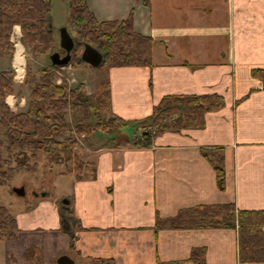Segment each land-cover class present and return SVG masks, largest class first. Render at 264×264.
<instances>
[{"label": "crops", "instance_id": "obj_1", "mask_svg": "<svg viewBox=\"0 0 264 264\" xmlns=\"http://www.w3.org/2000/svg\"><path fill=\"white\" fill-rule=\"evenodd\" d=\"M85 3L98 21L130 15L132 28L152 39L149 64L105 68L111 113L146 121L166 94L215 93L222 105L203 113L201 127L165 129L147 145L131 144L127 134L124 145L99 146L89 176L57 174L70 176L66 191L7 207L17 230L0 239V264H55L61 253L84 264L92 257L113 264H194L187 260L194 246L204 247L205 264H264L237 259L236 226L154 229L156 215L197 204L264 209V86L251 73L264 69V0ZM203 147L222 148V188ZM58 197L68 200L72 228L62 227Z\"/></svg>", "mask_w": 264, "mask_h": 264}, {"label": "trees", "instance_id": "obj_2", "mask_svg": "<svg viewBox=\"0 0 264 264\" xmlns=\"http://www.w3.org/2000/svg\"><path fill=\"white\" fill-rule=\"evenodd\" d=\"M50 11L49 0H0V49L12 51L9 31L13 24L21 26L22 40L33 51L43 53L50 47L53 29L47 26ZM68 19L79 34L87 38L88 43L102 52V60L96 68L110 65H146L150 62L151 37L142 35L132 28L131 18L98 21L88 10L85 0H67ZM81 41L76 40L71 49L73 57L79 54ZM82 61L81 59H78ZM57 65H51L52 68ZM43 67L36 80L32 74L25 75V84L29 90L27 106L22 111H11L4 102V95L11 92V70H0V185L8 182L15 169L31 170L34 163H28L38 150L47 158L44 164L50 165L55 157L65 161L64 171H74L75 178H81V167L86 165L77 158L71 147L74 139L65 136L56 139L54 134L65 127L63 112L78 109L80 120L73 129L76 133L88 134L99 128L114 134L116 130L137 120H126L109 112L108 90L106 83H99L97 89L86 93L78 83L69 87L62 79L55 83L51 79L53 69ZM251 73L258 76L264 86V69L253 68ZM222 105V98L215 93L204 94H166L161 96L152 107L146 125L149 131L131 138V144L147 145L150 138L165 129L179 130L185 127H201L203 113ZM103 107L109 116L102 119L99 108ZM102 121L94 124L84 123L87 116ZM51 120L50 123L47 121ZM84 120V122H83ZM4 140V141H3ZM129 139L123 136L119 142L126 144ZM203 157L211 164L217 186L222 188L223 152L221 147H203ZM60 216L67 224L71 211L67 204L60 205ZM170 228H237V259L240 262H264V209H237L231 202L197 204L182 207L169 217L155 216L154 229ZM68 227L72 228V224ZM17 227L7 207L0 204V239L11 238ZM75 236L70 229V247ZM204 247L194 246L189 250L187 260L194 264H205ZM87 264H113L111 259L92 257Z\"/></svg>", "mask_w": 264, "mask_h": 264}, {"label": "rangeland", "instance_id": "obj_3", "mask_svg": "<svg viewBox=\"0 0 264 264\" xmlns=\"http://www.w3.org/2000/svg\"><path fill=\"white\" fill-rule=\"evenodd\" d=\"M50 1V11L48 19L51 25L58 26L65 23L67 25L70 33L78 41H87V38L79 37V34L71 25L68 19L67 12V0H49ZM14 25V24H13ZM12 25V26H13ZM18 25V24H17ZM11 27L9 31V40L12 42V51H7L5 49H0V70H11V92L4 95V102L9 107L11 111H22L27 106L29 90L25 84V75L32 74L33 79L36 80L40 75V69L43 67H51L48 60V53L52 50H57L62 54V50L57 45V39L55 31L53 30V39L50 47L46 49L43 53L33 52L22 40L21 35H17ZM21 45V59L20 64L21 73H17V67L19 64L14 62V55L16 51L17 44ZM80 53V50H79ZM72 50L70 51V59L66 64L57 65L52 68L51 79L55 83H59L62 79L66 82L69 87H75L78 83H81L86 91V93H91L97 89L99 83L105 82L104 70L106 67L99 69L87 64L84 61H79V54L73 57ZM86 68L87 70L80 69ZM79 78H83L85 83L80 82ZM108 99V98H107ZM108 101V100H107ZM100 113L103 114L101 117L105 119L109 114L105 111L103 107L99 108ZM109 111V110H108ZM110 112V111H109ZM81 112L78 109L65 110L63 112V119L65 127L61 129L58 133L54 134L56 139H62L65 136H70L74 139V143L71 147L72 151L76 154L82 162L86 165H82L81 174L82 177L89 176L93 171V160L92 154L95 153L96 148L105 146H121L123 144L119 143L123 136L127 137V134L131 138L135 135H140L144 131H149V127L146 125L148 121H138L132 122L125 127H121L116 130V133H107L99 128L92 129L88 134L76 133L73 129L74 124L80 120ZM94 118L89 114L84 122H88L91 125L96 121H102L100 117ZM82 121V120H80ZM136 121V120H135ZM48 123L51 120L47 121ZM0 129V138H1ZM4 141V140H3ZM4 145V142H3ZM3 145L0 146V152L4 154ZM100 146V147H99ZM50 165L44 164L47 162L45 153L42 150H38L33 158H29L28 163L31 164L35 162L31 170H25L24 168L15 169L8 182L0 185V204L5 207L13 206L15 204L20 206L31 200L33 197V192L39 193L42 190L51 191L52 193H57L59 190H67L68 177L70 176H58L57 174L70 173L74 176V171L69 172L64 171L65 161L63 158L55 157ZM81 177V178H82ZM22 185L24 188V195H17L12 190L13 186ZM63 197H58L57 202ZM61 205V202L59 203ZM9 210V208H7ZM10 212V211H9ZM11 214V212H10ZM82 261V260H81ZM78 264H84L83 261Z\"/></svg>", "mask_w": 264, "mask_h": 264}, {"label": "water", "instance_id": "obj_4", "mask_svg": "<svg viewBox=\"0 0 264 264\" xmlns=\"http://www.w3.org/2000/svg\"><path fill=\"white\" fill-rule=\"evenodd\" d=\"M47 26L52 28L57 37V45L63 51L60 54L57 50H52L48 53V60L51 65H63L66 64L70 59V51L73 48L75 42V37L70 33L67 27L62 24L58 26H52L50 20L47 21ZM79 59L86 62L87 64L96 67L102 60V52L94 45L82 41L81 49L79 53ZM11 190L17 195H24V188L22 185L13 186ZM47 191L44 189L39 193L33 192V195H44ZM61 204H67L68 200L62 198L60 200ZM62 227L65 229L68 227L67 222L63 219ZM78 262L77 259H73L67 253H61L57 255L54 259L55 264H75Z\"/></svg>", "mask_w": 264, "mask_h": 264}, {"label": "bare ground", "instance_id": "obj_5", "mask_svg": "<svg viewBox=\"0 0 264 264\" xmlns=\"http://www.w3.org/2000/svg\"><path fill=\"white\" fill-rule=\"evenodd\" d=\"M20 54H21V45L18 43L16 47L15 57H14L15 63L19 64V66L17 67V70H18L17 73L18 72L21 73V70H22V68L20 69L21 67L20 64L22 62Z\"/></svg>", "mask_w": 264, "mask_h": 264}, {"label": "clouds", "instance_id": "obj_6", "mask_svg": "<svg viewBox=\"0 0 264 264\" xmlns=\"http://www.w3.org/2000/svg\"><path fill=\"white\" fill-rule=\"evenodd\" d=\"M14 32L17 34V35H22V32H21V26L20 25H16L14 26Z\"/></svg>", "mask_w": 264, "mask_h": 264}, {"label": "flooded vegetation", "instance_id": "obj_7", "mask_svg": "<svg viewBox=\"0 0 264 264\" xmlns=\"http://www.w3.org/2000/svg\"><path fill=\"white\" fill-rule=\"evenodd\" d=\"M63 52V51H62Z\"/></svg>", "mask_w": 264, "mask_h": 264}]
</instances>
